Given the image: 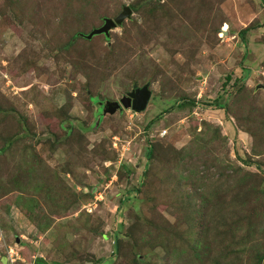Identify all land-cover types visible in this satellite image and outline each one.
I'll return each instance as SVG.
<instances>
[{
    "label": "rangeland",
    "instance_id": "1",
    "mask_svg": "<svg viewBox=\"0 0 264 264\" xmlns=\"http://www.w3.org/2000/svg\"><path fill=\"white\" fill-rule=\"evenodd\" d=\"M261 189V0H0V264H264Z\"/></svg>",
    "mask_w": 264,
    "mask_h": 264
},
{
    "label": "water",
    "instance_id": "2",
    "mask_svg": "<svg viewBox=\"0 0 264 264\" xmlns=\"http://www.w3.org/2000/svg\"><path fill=\"white\" fill-rule=\"evenodd\" d=\"M132 14V10L128 5H124L122 10L113 18L105 17L103 23L93 28L87 34H82L87 39H90L94 35L103 34L105 36L109 35V32L121 25L122 22L129 18ZM261 85H258V87ZM151 97V90L147 83L142 86H134L131 91L123 95L119 100H105L102 107V114H113L121 108H129L135 112L143 111L147 107L149 99ZM99 121V119H97Z\"/></svg>",
    "mask_w": 264,
    "mask_h": 264
},
{
    "label": "trees",
    "instance_id": "3",
    "mask_svg": "<svg viewBox=\"0 0 264 264\" xmlns=\"http://www.w3.org/2000/svg\"><path fill=\"white\" fill-rule=\"evenodd\" d=\"M261 2L264 4V0H261ZM246 30L247 29L244 28V29H242L240 31L242 37L244 36V33L246 32ZM79 35H82V33H79ZM74 37H76V36L74 35ZM194 102H195L194 100H184L182 102H179L177 106H179V107H183L185 105H191L192 106V105H194ZM216 102H218V101H216ZM217 104H218V107L225 108V103H223V105H220L221 103H217ZM146 155H147V161H148L147 163L149 164V162L151 161V159L154 157V155H153V145H149L148 151H147V154ZM148 164H147V167H148ZM147 167H145V168L148 169ZM146 169L144 170L145 173H144L143 176H146L145 174H147ZM237 169H239V167H237ZM261 191L264 192L263 189H261ZM219 199H221L222 202H225L226 201V194H223V195L219 196ZM232 230H233L232 227L229 226L226 231H232ZM230 239H231V241H233L234 240V237H232ZM38 260L42 264H45V262L43 261V259H38Z\"/></svg>",
    "mask_w": 264,
    "mask_h": 264
},
{
    "label": "flooded vegetation",
    "instance_id": "4",
    "mask_svg": "<svg viewBox=\"0 0 264 264\" xmlns=\"http://www.w3.org/2000/svg\"><path fill=\"white\" fill-rule=\"evenodd\" d=\"M103 103H104V101H98V105H99L98 111H99L100 114H101L100 110H102ZM100 117H101V116H99V118H100Z\"/></svg>",
    "mask_w": 264,
    "mask_h": 264
}]
</instances>
